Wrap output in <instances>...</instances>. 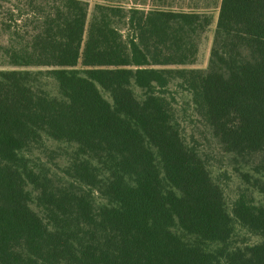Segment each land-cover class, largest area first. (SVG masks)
<instances>
[{"label":"trees","instance_id":"obj_1","mask_svg":"<svg viewBox=\"0 0 264 264\" xmlns=\"http://www.w3.org/2000/svg\"><path fill=\"white\" fill-rule=\"evenodd\" d=\"M1 1L0 264H264V0H220L205 69L198 9ZM182 103L249 186L230 209Z\"/></svg>","mask_w":264,"mask_h":264},{"label":"rangeland","instance_id":"obj_2","mask_svg":"<svg viewBox=\"0 0 264 264\" xmlns=\"http://www.w3.org/2000/svg\"><path fill=\"white\" fill-rule=\"evenodd\" d=\"M102 1L110 4H118L124 7H129L133 3L143 2L146 6L162 5L166 8H172L175 10L198 9L202 12H206L210 16L211 22L206 30L197 38L196 60L194 64L188 66V68L205 69L207 67L220 0H87L89 4V14L94 4ZM1 5H3L4 8L8 6L0 0V6ZM0 9L2 10L3 8L0 7ZM124 32L125 31L122 33ZM42 84L47 90L53 93L55 92L56 87L52 79L45 78L42 81ZM174 97L176 98L178 106L176 109L179 110L181 108L180 103L182 102V98H184V100L187 98L179 91L174 95ZM182 111L183 114H181V118H185L186 120L184 123L186 135L193 137L196 149L200 152V154L206 157L209 171L211 172L216 184L222 188L226 205L228 209H230L231 204L239 194L245 193L248 195L249 186L247 183L237 178L235 171L239 170L238 165L229 162L227 155L218 146L216 141L212 139L202 124L191 115V111L186 108L184 103H182ZM253 197L255 202L264 204V194H254ZM253 241L254 240L251 236L243 233H240L238 238L239 244L242 242L245 244L251 243Z\"/></svg>","mask_w":264,"mask_h":264}]
</instances>
